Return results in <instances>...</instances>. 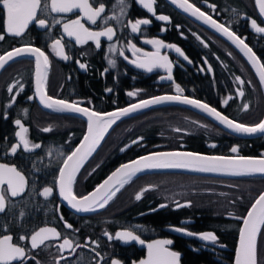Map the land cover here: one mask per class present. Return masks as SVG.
<instances>
[{"label": "flooded vegetation", "instance_id": "1", "mask_svg": "<svg viewBox=\"0 0 264 264\" xmlns=\"http://www.w3.org/2000/svg\"><path fill=\"white\" fill-rule=\"evenodd\" d=\"M99 2L101 0H97L94 7ZM102 2L106 6L102 16L120 15L118 9L115 13L111 11L114 0ZM126 2L128 7L121 22L108 21V26L116 30L113 41L101 37L99 48L93 41L83 45L76 44L73 38L63 32L65 22L83 15L78 11L46 16L49 28L29 25L21 37L6 34L5 15L0 12V34L5 35V39L0 41V55L28 44L41 48L50 61L46 83L48 95L69 101H82L84 106L101 112H111L153 96L175 95L178 84L182 89V96L208 103L236 121L254 124L264 118V89L260 88L251 66L229 43L183 16L166 0H156L153 7L156 15H166L169 17L168 21L156 19L138 0ZM189 2L195 3L219 23L230 27L264 60V33H257L251 27V19H255L259 27H264V19L259 15L255 0ZM209 4L216 6L215 11L208 7ZM53 17L60 23H55ZM145 18L150 23L141 25L138 33L131 32L129 22ZM81 22L93 31L102 30L105 26L100 19L96 25L87 20ZM56 38H62L65 54L69 59H61L52 52L50 45ZM152 39L173 44L188 57L185 60L174 48L160 50L161 55L169 58L172 80L166 79L168 73L162 68H155L149 73L136 68L134 63H129L130 60L139 58L129 50V43L135 44L141 52H154L156 49L144 42ZM110 44L115 45L116 52H109ZM120 50H123V56L119 54ZM109 59L115 60L114 67L108 63ZM78 61L85 64L86 68H80ZM209 67L211 71H208ZM34 71V60L31 57H19L0 70V163L15 166L26 179L21 195L9 197L6 200V211L0 213V236L11 234L14 242L27 247L29 254L39 264H56L57 260L59 264H110L112 259H118L120 264H139L140 260L147 258V249L139 247L135 244L136 241L115 239L116 232L125 230L134 231L145 241V245L155 240H172L173 243L167 247L180 253L179 264H186L188 255L199 260L193 264L233 263L236 233L241 221L236 217L244 216L253 201L264 191L263 178L214 183L233 189H240L244 184L254 188L263 187L253 200L249 196L248 200L237 204L223 203L220 198L203 200V196H200L202 194L193 190L199 184L198 181H183L178 178H166L162 181L157 176H144L136 180L133 178L104 209L77 214L63 203L56 187V179L63 154L70 152L79 143L86 131V121L78 114L45 109L35 95ZM236 76L245 81L251 80L255 86L253 88L246 84L243 98L237 95ZM11 85H16L14 93L18 92L14 101L13 94L7 92ZM130 91L137 95L128 96ZM30 96L33 97L32 100L28 99ZM226 99L227 105L224 104ZM244 102H249L247 112L240 107ZM17 119L28 129L24 135L30 145L40 144L41 147L26 152L21 145L15 154L11 153L10 146L19 143V138L15 135L20 131L19 126L15 125ZM45 127H51L52 130L42 131ZM177 128L181 131H175ZM140 137L143 139L139 140ZM136 140L139 143H133ZM213 144L215 147H211ZM233 146L239 150L238 153H233L234 156L264 158V134L241 139L228 134L203 115L186 108L160 107L131 115L118 123L81 167L73 189L78 195L87 194L121 164L152 152L188 150L206 155L229 156ZM122 148L126 150L121 151ZM46 186L53 187V194L48 198L39 195ZM147 186L154 187L144 192L141 200H135V195ZM189 201L191 206H187ZM176 202L185 206L177 207ZM161 204L166 206L160 207ZM229 205L235 207L230 208ZM243 211L244 214L241 215ZM65 222L73 227L66 228ZM41 227L56 228L61 233V239L48 240L45 242L46 246L42 245L35 250L30 248L29 241L18 240L20 235L30 237ZM177 227L185 231L177 232ZM188 231L194 235L185 234ZM207 232H212L217 237L215 243L199 239L200 234ZM105 233L113 238L109 239ZM63 237L81 245L87 244V247L76 248L74 252L65 251V258L62 259L57 245L62 243ZM257 248L259 264H264V228H261L258 235ZM90 249H95L100 256L96 257ZM27 264H35V261L28 260Z\"/></svg>", "mask_w": 264, "mask_h": 264}, {"label": "snow or ice", "instance_id": "2", "mask_svg": "<svg viewBox=\"0 0 264 264\" xmlns=\"http://www.w3.org/2000/svg\"><path fill=\"white\" fill-rule=\"evenodd\" d=\"M138 2L149 13L156 16V19L161 21H168L169 17L166 15H156L154 11V4L156 0H138ZM170 3L177 8L182 9L185 13L194 17L196 20L202 21L203 24L210 26L217 33L225 36L237 49L243 54L251 69L254 70L258 83L261 89H264V60L257 56L253 48L250 47L244 38L238 36L230 27L219 23L212 15L202 11L195 3L189 0H170ZM97 0H0V12L5 15L6 34L21 37L29 25L38 26L41 29L50 27L46 16L55 14H66L78 11L83 15L77 19L65 22L63 24V32L69 37L73 38L76 44L83 45L88 41H93L97 48L100 47L101 37H106L108 41H113L116 35V30L112 26H108L109 20H116L121 22V17L125 14V9L128 7L126 0H114L111 11L115 13L118 9L120 15H103L106 11V6L99 2L97 7ZM255 5L259 9V14L264 17V0H255ZM215 11L216 6L208 5ZM235 11V10H233ZM246 19H250L245 17ZM55 23H60L54 17ZM102 20L105 25L102 30L93 31L85 27L81 20H87L90 24L96 25L97 20ZM131 32L138 33L141 31V25H148L149 19H137L134 23L129 22ZM251 27L257 33H264V27H259L255 19H251ZM5 39L4 34H0V41ZM199 39V37H197ZM147 44H151L156 50L154 52H141V49L135 44L129 43L128 48L134 54L138 55V59L130 60L129 63H134L138 69H143L151 73L155 68L164 69L168 75L166 79L172 80V66L167 55H161L160 50L163 48H174L180 56L188 60V57L181 51L179 47L173 44H165L162 40L152 39L145 40ZM201 43L208 47L204 41ZM52 52L61 59L67 60L69 57L65 54V45L62 43V38H56L50 45ZM117 48L114 44L109 45V52H116ZM119 54L124 55L123 50ZM231 55V53H229ZM19 57H31L34 60L35 71V95L39 98L40 104L45 109H51L59 113H74L86 119V131L84 132L79 143L67 154H63L60 167L58 168V176L56 179V187L59 189L60 197L68 203V205L78 213L95 212L99 209H104L109 201L116 196L120 189L130 183L134 177L139 173L147 170H166V169H180L200 173H219L230 176H246L252 174H264V158H254L245 156H222V155H201L193 152H153L147 155L138 157L128 163L121 164L110 175L107 176L103 182L87 194L78 195L74 192L73 186L77 177V173L84 165L85 161L92 155V153L104 140L109 129L116 125L122 118L136 113L142 109L149 108L154 105H162L166 103H178L182 105H190L193 108L200 110L207 116L211 117L225 128L234 133L242 135L264 134V118H261L254 124H246L229 118L222 114L215 107L200 100L182 96L181 87L176 85L175 95H158L148 99H141L137 103L130 104L124 108H118L111 112H101L83 105L82 101H69L63 98H54L47 93V70L50 65L49 56L45 51L39 47L31 44L22 47L13 48L10 51L0 55V70L4 69L10 61ZM127 59V57H125ZM191 62V61H189ZM79 63L80 68H86V65ZM108 63L115 66V60L109 59ZM207 63V61H205ZM208 71H211L209 67ZM165 79V77H161ZM235 80L238 82L237 95L240 98L245 96V85L255 87L251 80L245 81L240 76H236ZM16 85H11L7 88V92L12 95V100H15L17 93H14ZM20 90L23 88L21 86ZM111 92V89H107ZM128 96L134 97L136 92H128ZM32 100L33 97H28ZM231 99V97H229ZM90 103V102H89ZM228 100L224 101L227 105ZM11 106V104H9ZM244 112L249 111V102H244L240 106ZM6 118V117H5ZM15 125L19 126L20 131L15 133L19 138L18 144L10 146V151L15 154L17 149L22 145L23 150L28 152L34 148L41 147L40 144L30 145L24 133L28 129L24 127L19 119L15 121ZM51 127L42 129L44 132L51 131ZM180 132L181 129H175ZM140 137L139 140H142ZM139 140L133 143H139ZM215 147V145H211ZM126 150L122 148L121 151ZM232 153H238V147L233 146L230 150ZM26 179L15 166H10L5 163H0V213L6 211V200L9 197H17L24 191ZM6 186V187H5ZM154 186H147L135 195V200H141L143 193L150 190ZM53 194V187L46 186L39 193V195L48 198ZM177 203V207H183L185 204ZM166 205L161 204L160 207ZM187 206H191V202H187ZM21 216L23 213L20 214ZM242 221V226L239 228V244L235 252L234 264H259L257 236L264 228V192H261L255 201L250 205L246 215L236 217ZM63 219V217H61ZM66 228L71 229L73 226L65 222ZM5 231L7 229L5 228ZM177 232L185 231L182 228H175ZM185 234L192 236V232L188 231ZM109 239L113 237L108 233ZM61 233L54 227H41L34 231L30 237L27 235H20L19 241H29L32 250L39 249L41 246H46L45 242L48 240H60ZM115 239L124 241H136L141 245L145 244L139 235L132 230L119 231L115 233ZM202 241L216 242L217 237L212 232H207L199 235ZM94 243V242H93ZM173 243L172 240H155L147 243V258L140 260L139 264H179L180 253L170 250L167 246ZM87 247V244L81 245L76 241L63 237L62 243L57 245L61 258L64 259L63 253L65 251L74 252L76 248ZM94 252L96 257L100 256L95 249H90ZM28 260H34L35 264H39L34 256L29 254V249L23 244L14 242V237L11 234H4L0 236V264H27ZM59 264V260L56 261ZM110 264H120L118 259H112Z\"/></svg>", "mask_w": 264, "mask_h": 264}, {"label": "water", "instance_id": "3", "mask_svg": "<svg viewBox=\"0 0 264 264\" xmlns=\"http://www.w3.org/2000/svg\"><path fill=\"white\" fill-rule=\"evenodd\" d=\"M168 3H170V0H166ZM171 4V3H170ZM179 13H181L183 16H185L186 18H188L189 20L203 26L204 28H206L207 30H209L210 32H212L213 34L217 35L218 37H220L221 39H223L224 41H226L227 43H229L242 57L244 60H246V58L243 56V54L239 51V49L236 48V46L234 44L231 43V41H229L225 36L221 35L220 33H217L213 28H211L210 26L208 25H205L203 24L202 21H199V20H196L194 17L190 16L188 13H185L182 9H179L177 8L175 5L171 4ZM260 15V14H259ZM261 16V15H260ZM262 17V16H261ZM264 19V17H262ZM251 32H254L252 30V28H250ZM255 33V32H254ZM247 62V60H246ZM248 63V62H247ZM249 64V63H248ZM250 65V64H249ZM169 106H179V107H183V108H186L190 111H193V112H196L198 114H201L203 115L204 117H206L207 119H209L211 122L215 123L216 125H218L219 127H221L224 131H226L228 134L230 135H233V136H236L238 138H241V139H249V138H252V137H255L257 136L258 134H255V135H242V134H238V133H234L232 132L231 130L225 128L223 125L219 124L217 121H215L214 119H212L211 117L207 116L205 113H202L200 110L196 109V108H193L192 106L190 105H182V104H178V103H166V104H162V105H154V106H151L149 108H146V109H142L136 113H132L130 114L129 116L131 115H137L139 113H143V112H146V111H149V110H153V109H157V108H160V107H169ZM127 116V117H129ZM127 117H124L122 118L120 121L117 122L120 123L123 119L127 118ZM83 118V117H82ZM85 121L86 119L83 118ZM116 124V125H117ZM116 125H113L112 128H114ZM111 128V129H112ZM111 129H109V132L111 131ZM109 132L106 134V136L109 134ZM105 136V137H106ZM105 139V138H104ZM102 142V141H101ZM101 144V143H100ZM95 152V151H94ZM94 152L92 153V155L94 154ZM159 152H172V151H159ZM180 152H186V151H180ZM195 153V152H193ZM197 154H200V153H197ZM91 155V156H92ZM201 155H206V154H201ZM91 156L85 161V163L91 158ZM229 156H233V153L230 152V155ZM246 157V156H245ZM138 158V157H137ZM135 158V159H137ZM254 158H260V157H254ZM133 159V160H135ZM132 161V160H131ZM84 163V164H85ZM128 163V162H127ZM118 168V167H117ZM116 168V169H117ZM114 171V170H113ZM112 171V172H113ZM111 172V173H112ZM110 173V174H111ZM109 174V175H110ZM151 174H177V175H186V176H195V177H201V178H211V179H232V178H244V179H256V178H263L264 179V174H259V173H256V174H252V175H246V176H230V175H223V174H219V173H200V172H192V171H187V170H180V169H166V170H147L145 172H142V173H139L136 177H141V176H144V175H151ZM134 177V178H136ZM107 178V177H106ZM105 178V179H106ZM104 179V180H105ZM103 182V181H102ZM264 192V191H262ZM258 197V196H257ZM255 201V200H254ZM253 201V202H254ZM63 203L65 204V206L73 211H75L74 209H72L68 203L66 201L63 200ZM248 211V210H247ZM76 212V211H75ZM77 214H89V213H78L76 212ZM247 213V212H246ZM246 215V214H245ZM242 226V221L240 222V225H239V228ZM239 228H238V231H237V236H236V243H235V249H234V256H233V263L234 264V260H235V252H236V249L238 247V244H239ZM259 235V234H258ZM257 239H258V236H257ZM135 244L139 245V247L141 248H145L147 249L146 245H141L139 244L138 242H136Z\"/></svg>", "mask_w": 264, "mask_h": 264}, {"label": "trees", "instance_id": "4", "mask_svg": "<svg viewBox=\"0 0 264 264\" xmlns=\"http://www.w3.org/2000/svg\"><path fill=\"white\" fill-rule=\"evenodd\" d=\"M234 180H236V179H198L197 181L199 182V184L197 186H195L193 190H196V192H199L200 194H202L200 196H203V200H205V201L215 200V199L217 200L220 198V199H222L221 201L223 203L229 202L231 204V203H239V201L245 202L246 200H248L249 196L253 200L254 199L253 193L258 194L263 189V187H261V188L252 187L251 188L252 191H249L252 194L248 195V197H246L245 190H244V192H241L238 189L229 188L228 186L224 187V186H217L216 184H214V183H218V182H233ZM211 183L214 185H210ZM223 199H225V200H223ZM249 204L250 203L248 201V205ZM244 211L241 215L244 214ZM238 224L239 223H237V226H238ZM231 249H233V245L231 246ZM185 261H186V264H193L195 262L196 263L199 262V260L194 259L189 255H188L187 259H185Z\"/></svg>", "mask_w": 264, "mask_h": 264}, {"label": "bare ground", "instance_id": "5", "mask_svg": "<svg viewBox=\"0 0 264 264\" xmlns=\"http://www.w3.org/2000/svg\"><path fill=\"white\" fill-rule=\"evenodd\" d=\"M173 151L193 152V151H188V150H173ZM157 152H159V151H157ZM195 153H199V152H195ZM200 154H202V153H200ZM144 176H157V177H160V179L162 178V181L166 180V178H178V179H182L183 181H190V182L197 181L198 179H211V178H201V177L186 176V175H177V174H151V175H144ZM144 176H141V177H144ZM137 178H139V177H136L135 180ZM232 179L241 180V179H244V178H232ZM235 243H236V240H235Z\"/></svg>", "mask_w": 264, "mask_h": 264}, {"label": "rangeland", "instance_id": "6", "mask_svg": "<svg viewBox=\"0 0 264 264\" xmlns=\"http://www.w3.org/2000/svg\"><path fill=\"white\" fill-rule=\"evenodd\" d=\"M239 186V185H238ZM250 188H252V186H249L248 184L246 185V184H244L243 186L241 185L240 186V189H238V190H240L241 192H244V190H245V195H251L252 193H249V191H250ZM253 195H254V198H255V196L257 195V193L256 194H254L253 193ZM237 204V203H236ZM230 206V208H233V207H235V206H231V205H229ZM246 214V213H245ZM236 227V226H235ZM258 240V239H257Z\"/></svg>", "mask_w": 264, "mask_h": 264}]
</instances>
